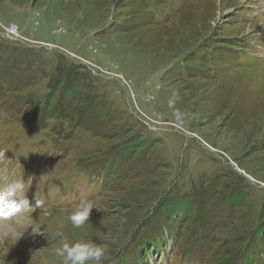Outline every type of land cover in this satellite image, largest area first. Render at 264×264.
Listing matches in <instances>:
<instances>
[{"label":"rangeland","instance_id":"374dc122","mask_svg":"<svg viewBox=\"0 0 264 264\" xmlns=\"http://www.w3.org/2000/svg\"><path fill=\"white\" fill-rule=\"evenodd\" d=\"M18 180L44 207L0 199V264L77 242L102 264H264V0H0V185ZM211 185L242 201L186 220L173 186Z\"/></svg>","mask_w":264,"mask_h":264},{"label":"clouds","instance_id":"9594fccd","mask_svg":"<svg viewBox=\"0 0 264 264\" xmlns=\"http://www.w3.org/2000/svg\"><path fill=\"white\" fill-rule=\"evenodd\" d=\"M176 98L177 94L173 93V97L169 100V107L175 105ZM174 115L180 119L182 113L176 110ZM27 192L28 186L23 180L5 182L0 185V199L15 205L17 212L21 210L22 206L33 210L44 207L43 200H36L34 207L29 206L28 200L25 198ZM93 208L91 203L81 202L66 218L71 221L73 227L80 228L89 220ZM0 219H7V217L0 216ZM33 233L37 232L33 231ZM54 251L58 257L63 258V264H86L88 261L93 262V264H102V259L106 254L104 246L92 242H77L71 245L64 243L55 248Z\"/></svg>","mask_w":264,"mask_h":264},{"label":"trees","instance_id":"16d2710c","mask_svg":"<svg viewBox=\"0 0 264 264\" xmlns=\"http://www.w3.org/2000/svg\"><path fill=\"white\" fill-rule=\"evenodd\" d=\"M7 58V57H6ZM50 88V90L45 94V98H44V106H42V103L40 104V106L38 105L37 107L34 108L33 110V113L36 115H38L40 118L44 119V121H47V116H45L47 113H46V107H47V104L49 102H51V100H53V104L56 103V100H54L55 98H53L54 94H55V91L56 89L53 87V86H50L48 87ZM13 94H11L12 96ZM32 97L31 94H29L27 97H25V99H30ZM9 98V95L7 97H5L3 100H7ZM33 98V97H32ZM66 99V97L63 95V97L61 99ZM67 101V99H66ZM43 102V101H42ZM75 107L77 106H70L68 109H65L63 111V113H70L71 114V111L72 110H75ZM79 108L83 109L84 107L82 106H78ZM55 110V109H54ZM61 113V112H60ZM59 113V114H60ZM33 114V115H34ZM58 115V114H57ZM72 115V114H71ZM99 115H88L87 117L89 118H98ZM35 117V116H34ZM52 117V116H51ZM79 117H83L82 115H80ZM104 135H107V134H104ZM137 138V136H136ZM135 138V142H140L141 145L138 147V148H141L143 145V142L142 140L143 139H140V140H137ZM128 142V140L123 143V144H119V147L120 146H123L125 145L126 143ZM132 155L130 154L128 156V159H131ZM97 162H102L100 160H97ZM127 163V160H124V164ZM91 167L87 170H81L79 169V163L76 164L77 166V169L85 176L89 177L87 174H85V172H89V173H95L94 172V169L97 168L95 167V160H92L91 161ZM101 167V165H100ZM99 167V169L97 171H101V175L106 172V171H103L101 168ZM150 168H152V165H150ZM148 169L147 171L145 172H149V170L151 169ZM133 170V167L130 168ZM128 169V170H130ZM127 170V171H128ZM126 171V172H127ZM125 172V173H126ZM144 172V173H145ZM107 173V172H106ZM124 173L120 174V175H123ZM133 175V174H132ZM123 176H127L126 174L123 175ZM91 178V177H89ZM175 189H173L171 192H170V195H176V196H183L184 198H187L189 199L188 201H185V202H180L181 204V209H183V211L185 212V218L186 220L187 219H190L192 220L193 218H196V217H200L201 215L204 216V220H207V219H210L211 218V215H210V210L213 209V208H216V207H219V206H223L224 207V203L227 204L228 201L229 202H233V204H238L239 202L242 201V197L241 196V193H237L238 191H233L231 193V195L229 196H226V194H223V191L220 190V191H217L213 188V186H209L207 188H202L200 192L196 191L195 193H189V192H182L181 190L183 189V187H175L173 186ZM180 189V191H179ZM229 199V200H228ZM166 199L163 200V202H165ZM200 206V208L198 207ZM225 208V207H224ZM193 211H196L197 212V215H193L192 212ZM229 211V210H228ZM230 212V211H229ZM231 213V212H230ZM232 214V213H231ZM214 218H217L219 219V216H215L214 215ZM193 222V221H192ZM226 222V221H225ZM142 241V240H141ZM151 243H155V240L154 238L153 239H150V237H146L140 244V254L143 253L145 250H149V245ZM156 244H157V238H156ZM158 245V244H157ZM154 247V246H152ZM158 248L161 247V244L157 246ZM250 249L252 247H249ZM254 249L251 251L253 252ZM221 264V263H220ZM222 264H229V262L227 261V259H224V261H222Z\"/></svg>","mask_w":264,"mask_h":264},{"label":"built area","instance_id":"2783aa9c","mask_svg":"<svg viewBox=\"0 0 264 264\" xmlns=\"http://www.w3.org/2000/svg\"><path fill=\"white\" fill-rule=\"evenodd\" d=\"M17 29H18L17 25H15V24H10V25L8 26L7 31H8L11 35H13V34L17 31Z\"/></svg>","mask_w":264,"mask_h":264}]
</instances>
